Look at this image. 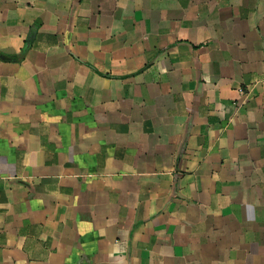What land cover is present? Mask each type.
<instances>
[{
    "label": "crops",
    "instance_id": "0c3cea01",
    "mask_svg": "<svg viewBox=\"0 0 264 264\" xmlns=\"http://www.w3.org/2000/svg\"><path fill=\"white\" fill-rule=\"evenodd\" d=\"M0 264H264V0H0Z\"/></svg>",
    "mask_w": 264,
    "mask_h": 264
}]
</instances>
